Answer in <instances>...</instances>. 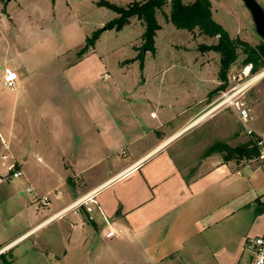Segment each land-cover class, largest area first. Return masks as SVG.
<instances>
[{"label": "crops", "instance_id": "1", "mask_svg": "<svg viewBox=\"0 0 264 264\" xmlns=\"http://www.w3.org/2000/svg\"><path fill=\"white\" fill-rule=\"evenodd\" d=\"M136 22L145 27L137 18L128 24ZM160 50L156 42L154 49L136 47L114 78L97 48L78 53L67 65L73 69L66 80L70 91L61 97L44 93L49 77L37 81L30 97L39 108L30 100L22 105L8 140L1 136L0 173L13 179L9 166L15 163L40 195L59 188L62 197L45 208L37 224L0 243L4 250L61 221L65 250L57 264L79 259V253L102 261L89 251L90 241L102 242L110 264H245L247 238L264 232L263 223L256 233L264 189L259 193L242 173L240 167L251 162L227 158L229 149L222 146L241 144L238 111L227 106L199 119L238 85L231 86L229 74L227 81L220 75L213 80L210 71L190 78L169 75L171 66L158 61ZM92 62L102 69L89 73ZM133 66L138 71L128 73ZM84 71L90 75L83 77ZM24 81L17 84L20 89ZM244 89L236 98L251 109ZM16 99L17 106L25 101L21 94ZM85 195L91 196V211L82 206L80 212L51 218ZM112 227L124 233L109 238Z\"/></svg>", "mask_w": 264, "mask_h": 264}, {"label": "rangeland", "instance_id": "2", "mask_svg": "<svg viewBox=\"0 0 264 264\" xmlns=\"http://www.w3.org/2000/svg\"><path fill=\"white\" fill-rule=\"evenodd\" d=\"M102 0H0V139L8 140V129L17 112H21L22 105L27 106L31 90L38 88L37 81L45 77L51 79V86L45 90L52 98L61 97L70 91L66 80L70 78L73 69L68 64L75 61L79 51L86 46L87 38L93 36L97 30L100 35L92 46L97 48L104 58V66L114 77H118L120 63L134 54L136 47H143V32L145 27L141 22L126 24L124 28H107V23L118 16V12ZM117 5H127L133 0H108ZM191 0H184L190 2ZM264 8V0H257ZM212 18L229 31L231 37L239 38L243 44L238 48L239 57L229 71L231 86H245L251 78L263 72L251 71L245 76L246 67L243 59L247 56L244 48L257 47L264 39L256 30L250 9L244 0H210ZM171 12V2L158 13V19L163 25L158 30L156 46L161 65L171 66L169 75L190 78L193 74H211L212 79L219 78L221 54L215 50L203 49V44L216 43L218 37H211L201 32L199 28L188 30L178 28L169 21L167 14ZM172 48L174 50L172 51ZM151 61L153 55H149ZM139 62V61H138ZM137 62V63H138ZM90 63L89 73H96L98 64ZM101 63V62H100ZM101 65V64H100ZM12 67L20 73L17 81L24 79L25 86L11 90L5 86L3 79L5 68ZM208 68H210L208 70ZM138 71L135 66L129 67L128 73ZM248 72H250L248 70ZM83 77L90 75L83 72ZM86 73V74H85ZM36 81V82H35ZM34 82V84H33ZM34 85V86H33ZM231 88L230 86L228 87ZM249 89V90H248ZM248 90L247 100L251 106L253 119L250 125L258 131L264 130V76L254 81L244 89ZM21 94L17 106L16 97ZM37 95V91H35ZM35 95V96H36ZM36 102V101H35ZM29 103V104H30ZM39 108H35L36 110ZM241 136V142L251 139L243 124L236 123ZM239 141L236 142L238 145ZM246 159V158H244ZM1 161V160H0ZM2 162H0V165ZM242 173L252 179L259 193L264 189V173L257 162L240 167ZM0 177V243L10 241L28 228H31L43 218L45 208L35 203L27 191L28 186L24 175L9 179ZM57 202L54 201L53 204ZM264 223V215L260 214L256 233ZM255 234V233H254ZM18 244V245H17ZM17 245V246H16ZM3 254L13 264H57L56 261L65 250V234L61 221L46 224L22 238ZM90 252L99 253L102 260L98 263L90 261V256L79 253L78 258L73 254L70 263L64 264H110L108 251L102 242L90 241ZM0 253V255L2 254ZM81 257V259H80ZM243 261V259H242ZM0 264H5L0 257ZM242 264V263H241Z\"/></svg>", "mask_w": 264, "mask_h": 264}, {"label": "trees", "instance_id": "3", "mask_svg": "<svg viewBox=\"0 0 264 264\" xmlns=\"http://www.w3.org/2000/svg\"><path fill=\"white\" fill-rule=\"evenodd\" d=\"M171 2V12L167 14L168 19L178 28L195 30L199 28L202 33L211 37H218V41L212 44H203V49L215 50L221 54L220 78L224 81L228 80L229 70L232 64L238 59V48L243 45L239 39H233L228 30L220 23L212 18L210 0H134L127 5H117L108 0H102V4H106L118 12V16L107 23V28L122 29L132 19L137 18L145 25L143 33L144 47L154 49L156 35L162 27L158 19V13L164 9V6ZM101 30H97L93 36L87 38L86 46L79 51V56L84 55L96 42ZM247 56L243 59L245 64H252V72L259 71V66H264V42L257 47L244 48ZM225 85H221L223 88ZM228 150L227 158H252L258 153L257 147L253 144V140L249 139L236 147H230L224 144ZM4 246L0 245V249ZM3 258L5 264H13L12 260Z\"/></svg>", "mask_w": 264, "mask_h": 264}, {"label": "built area", "instance_id": "4", "mask_svg": "<svg viewBox=\"0 0 264 264\" xmlns=\"http://www.w3.org/2000/svg\"><path fill=\"white\" fill-rule=\"evenodd\" d=\"M107 75V74H106ZM19 79L18 72L10 66L5 68L4 79L3 82L5 86L14 90L17 87V81ZM243 87H234L233 91H226L222 93L217 102L203 115L199 117L203 118L205 115L213 113L214 111L232 106L234 107L239 114L240 120L246 128L247 133L250 135L253 140V144L257 147L258 153L252 158L247 159L250 162H257L259 167L264 171V130L258 131L254 127L250 125V121L253 119L251 109L241 100L236 98L237 92L242 91ZM9 170L12 171L13 177H19L23 174L21 169H17L16 164L13 163L9 166ZM27 191L32 197L33 200L38 202L43 207H50L55 200H58L62 197V190L57 188L49 193L40 195L32 186L27 187ZM90 195H85L61 208L59 211L54 213L51 218L55 219L58 217L65 216L70 210H74L76 212H80L82 206H86L87 210L91 211L92 207L88 205V200H90ZM124 233L123 228H110L106 232L107 237H114ZM245 250L248 253V258L245 261V264H264V232L250 236L247 238L245 243ZM5 250L0 249V253Z\"/></svg>", "mask_w": 264, "mask_h": 264}, {"label": "water", "instance_id": "5", "mask_svg": "<svg viewBox=\"0 0 264 264\" xmlns=\"http://www.w3.org/2000/svg\"><path fill=\"white\" fill-rule=\"evenodd\" d=\"M244 2L252 13L257 32L264 39V8L257 0H244Z\"/></svg>", "mask_w": 264, "mask_h": 264}, {"label": "bare ground", "instance_id": "6", "mask_svg": "<svg viewBox=\"0 0 264 264\" xmlns=\"http://www.w3.org/2000/svg\"><path fill=\"white\" fill-rule=\"evenodd\" d=\"M262 76H264V70L263 72L257 74L256 76H254L253 78H251L249 80V82L245 85V86H249L250 84H252L254 81H256L257 79L261 78ZM207 117V116H206ZM204 118V117H203ZM194 123V122H193Z\"/></svg>", "mask_w": 264, "mask_h": 264}]
</instances>
